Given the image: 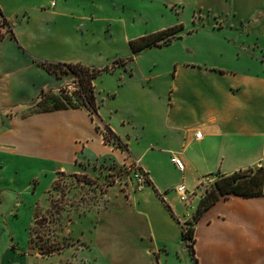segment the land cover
Here are the masks:
<instances>
[{
  "label": "crops",
  "instance_id": "1",
  "mask_svg": "<svg viewBox=\"0 0 264 264\" xmlns=\"http://www.w3.org/2000/svg\"><path fill=\"white\" fill-rule=\"evenodd\" d=\"M83 1L0 0V178L16 190L15 178L31 172L32 194L47 184V202L59 174L105 184V207L69 220L81 218L84 228L63 225L77 240L53 254L76 248L79 264H194L181 227L211 178L264 168V0H149L168 22L177 6L191 17L160 25L151 34L174 28L172 38L136 55L128 42L142 34L124 36L129 52L100 75L115 84L97 90L92 80L97 117L85 107L32 112L41 93L70 84L39 62L94 68L82 58ZM203 8L222 19L195 20ZM105 126L122 147L103 142ZM132 159L148 178L140 191L125 182ZM180 184L186 202L174 191ZM40 218L35 211L29 239ZM193 239L197 264H264V175L261 196L230 195L207 207Z\"/></svg>",
  "mask_w": 264,
  "mask_h": 264
},
{
  "label": "rangeland",
  "instance_id": "2",
  "mask_svg": "<svg viewBox=\"0 0 264 264\" xmlns=\"http://www.w3.org/2000/svg\"><path fill=\"white\" fill-rule=\"evenodd\" d=\"M153 4L155 2L149 0H84L83 61L99 70L111 67L115 59L124 58L129 52L127 44L123 41L124 36L128 38L139 34L146 36L163 23H167L168 18L162 16L160 10ZM176 8L177 14L172 13L173 17L168 23H173L177 19H190L192 14L190 9L179 14L181 8L178 6ZM194 19L221 20L222 17L215 16L203 8L196 10ZM100 75L93 81L97 90L108 89L115 84L110 73ZM68 79L70 84L69 88L66 86V91L76 102L78 86L73 77ZM101 132L105 133L104 130ZM89 171L93 176L104 179V173H99L98 169L94 170L91 167ZM169 172L172 182H176L178 176L170 169ZM30 173L24 171L15 178L16 190L0 178V261L3 258L5 263L15 264H79L80 251L76 248L69 249L68 252L54 254L53 252L59 251V247L71 241L76 242L75 235L68 237L66 231L62 232V226H66L71 218L86 213L96 214L105 207L103 195L105 184L101 185L85 176L59 174L54 183V191L47 202L46 194L43 193L47 184L41 182L38 190L32 194L29 187L32 185L29 182ZM113 181L115 182V179L108 180L106 184ZM34 205L36 213L41 218L35 222L29 239L28 229L35 212ZM45 213H48L46 217L48 221L44 217ZM80 220L81 218H77L76 221H70L71 225L66 229L77 231L84 228ZM77 223L79 225H76ZM35 246L37 250L34 249ZM74 247L79 248L77 245Z\"/></svg>",
  "mask_w": 264,
  "mask_h": 264
},
{
  "label": "trees",
  "instance_id": "3",
  "mask_svg": "<svg viewBox=\"0 0 264 264\" xmlns=\"http://www.w3.org/2000/svg\"><path fill=\"white\" fill-rule=\"evenodd\" d=\"M176 31L174 28L159 31L153 34L142 36L128 42L133 55L140 51L158 47L172 38ZM131 59V58H130ZM129 59V60H130ZM116 63H119L117 61ZM39 65L49 73L58 76L73 77L78 86L76 93L78 101H74L71 95L67 94L65 88L60 90L61 94L41 93L38 101L35 102L32 112H46L75 107H85L93 117H97V104L92 90V80L102 72L109 71L108 67L101 70L84 67L79 64H53L48 62H39ZM98 129V128H97ZM105 133H102L105 144H113L122 147L119 139L105 126ZM264 168L248 169L238 171L229 175L216 176L213 183L204 191L201 197L193 219L186 226L181 227V241L187 247L194 264L197 261L193 255V223L199 215L212 203L220 198H226L230 195L243 198L257 197L262 195Z\"/></svg>",
  "mask_w": 264,
  "mask_h": 264
},
{
  "label": "built area",
  "instance_id": "4",
  "mask_svg": "<svg viewBox=\"0 0 264 264\" xmlns=\"http://www.w3.org/2000/svg\"><path fill=\"white\" fill-rule=\"evenodd\" d=\"M200 136L201 133L199 131H196L194 134V138L199 139ZM173 164L179 171L183 170L182 163L178 158L173 159ZM261 167L262 165L258 164L257 168ZM126 171L127 179L125 182L129 183L135 191H140L149 184L147 175L141 170L138 160L132 159L126 166ZM174 191L177 194L179 201L181 202H186L190 196V193L186 190L183 184L176 186L174 188Z\"/></svg>",
  "mask_w": 264,
  "mask_h": 264
}]
</instances>
